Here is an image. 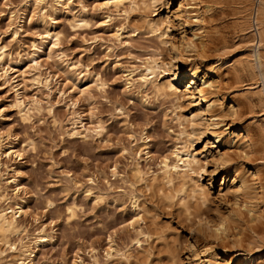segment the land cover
Wrapping results in <instances>:
<instances>
[{
    "label": "rangeland",
    "instance_id": "obj_1",
    "mask_svg": "<svg viewBox=\"0 0 264 264\" xmlns=\"http://www.w3.org/2000/svg\"><path fill=\"white\" fill-rule=\"evenodd\" d=\"M55 1L0 0V209H25L16 231L0 232V264H200L206 240L220 264L264 253V103L254 29L260 0H199L201 11L190 14L205 17L203 51L200 38L191 44L198 50L186 48L190 40L180 46L182 33L191 35L180 4L192 8L193 0L139 1L128 12L105 8V0ZM174 44L187 66L220 76L229 112L219 127L253 134L254 143L230 150L224 166L212 138L188 136L204 117L192 120L199 101L185 93V78L173 93L140 81L152 58L167 68ZM164 68L158 81L168 77ZM181 146L201 157L193 177L204 197L162 179V158ZM231 165L246 176L260 170L248 177L258 181L260 199L228 189L224 167ZM251 204L263 217L255 233ZM196 206L230 213L227 245L198 233ZM199 235L203 242L191 248ZM255 236H263L256 246Z\"/></svg>",
    "mask_w": 264,
    "mask_h": 264
},
{
    "label": "bare ground",
    "instance_id": "obj_2",
    "mask_svg": "<svg viewBox=\"0 0 264 264\" xmlns=\"http://www.w3.org/2000/svg\"><path fill=\"white\" fill-rule=\"evenodd\" d=\"M45 1L46 0H38L39 3H43ZM56 1L62 2V0H56ZM64 1L65 0H63V2ZM139 1H141L143 4H146L147 1H149V3L151 2V0H105L102 3V6H104L105 8H108V9H111V7H115L117 9L122 8L124 11L128 12L129 9H133L134 7H136V5ZM193 1H195V2H194V5H191L192 8L189 6L190 2L180 4V8H184L185 13H187L184 15V16H186V17H184L186 24H187V26H189V28H191V35L188 36L187 34L182 33V36L180 39L181 40L180 46L182 48L185 45V41L190 40V43H189L190 45L186 41V43L188 44V46L186 48H189V47L194 48L195 47V49H197L195 44L194 45H191V44H193L195 42V40L200 38V40H199L200 49L203 51L205 49V46L207 43V39L202 38V36L205 37V33H206V30H205L206 27L203 24V21L205 22V17L203 20L204 15L202 14V12H200L201 11L200 7H198L199 0H193ZM253 4H255V3H252V5ZM139 7H140V5H139ZM196 7H197V10L199 9L200 11H197L196 13H194L195 15H191L190 9H194ZM252 10H254V9H252ZM193 11H195V9ZM180 17H183V16L180 15ZM255 19H256V23H255L254 29H256L257 35H258L257 44H256L257 47L255 49V62H256L255 64L258 67V70H259L260 76H261V82H260L261 89L260 90H261L262 94H261L260 100H261V102L264 103V0H260V7L256 10ZM252 25H253L252 22H250L249 26H252ZM150 26H151L152 30L158 29V23L157 22H151L150 21ZM196 26L198 28H195ZM207 35H208V32H207ZM187 36H188V38H187ZM199 42H197V43H199ZM171 50H173V52H171V58H170L171 61L167 63V68H164V64L162 62L158 61L155 58H152L146 62V65L144 67L146 72H143L140 74V81H142L143 84H151V86L157 92H161L164 90H170L173 93V92H177V90H178V87L175 83L179 82L180 79L185 78V81H186L185 82L186 83L185 93H188L192 97L195 96V98L199 101L196 104L194 110L191 111L193 113L192 120H195L198 117H204L203 118L204 122H203L202 126L196 127V125H200V124L194 125L193 130L190 133H188V136H190V135L194 136L197 134L198 131H201V132H203V134H206L207 137L209 136L210 138H212V145H214L215 147L218 148V155H219V158L223 164V163L227 162L226 160L228 158V153L230 150L234 151V149H238V152H239V150L240 151L243 150L244 147L250 146V144L253 142V138H252L253 134H252L250 128H247V127H243V128H238V127L235 128L234 127L233 129H229L230 127L227 126L226 122H225L226 124L223 123L224 125H226L225 129H221L219 127V125H218L219 122H224V119L228 115V112H229V111L228 112L226 111V108L224 107L223 100H221L223 93H221L219 91L220 88H218V82L220 80V76L215 77L212 74L210 75L208 72L209 70H207V71L202 70L200 67H197V66H193V65L187 66L182 61V60H184V59H182L183 53L179 51V47L175 46V44L172 45ZM205 50H207V49H205ZM169 51H170V49H169ZM250 66H252V65H250ZM159 68H164L163 69L164 72L168 75V77L166 78V81H158L157 80V74L156 73H157V70H159ZM251 74H252V72H251ZM188 94H187V97H189ZM234 112L235 111H233V113ZM192 120L190 119V121H192ZM261 131L264 134L263 124L261 125ZM182 133L185 134L186 131H182ZM224 135L226 136L225 139H224ZM216 144H218V145H216ZM246 149H248V147ZM246 149L244 148V150H246ZM198 156L199 155L192 153L190 150L185 148V146L176 147L172 151L171 156L170 155L164 156L161 160L162 165L160 168L161 176H162L164 183L168 184V185H172L175 183L176 180H178V184L180 186L181 191L185 192V191H187V189L190 188V190L193 194H198L199 196L204 197L205 196V190H204L203 186L199 185L193 177V175L198 170L197 165L200 163V159H201V157L199 158ZM222 164H221V166H222ZM223 166H224V164H223ZM136 170L138 173H140V174L142 173V170L138 166L136 167ZM224 170H225L224 172L226 173V176L224 177V179H226V177H229L230 178L229 180L231 181V183L228 185V189L230 191H232L233 193H235V196H237L238 194L241 195L240 193H244V194L248 193L249 197H251L253 199L255 198L258 200L261 198V195H260L261 190L260 191L258 190L259 186L256 185L258 188L255 186V184H259L258 181L252 183V181H249V178H248L249 175L251 176L250 180L252 178L253 179L259 178L258 176L260 175V173H259L260 170L257 167L250 169V171H249L250 174H248V176H246L244 174L245 172H239L237 166H235V165L234 166H232V165L227 166L226 168L224 167ZM156 175L157 174H155V176ZM14 181H16V180H14ZM21 188H22L21 185L16 187V189H15L16 194L20 192ZM248 194H246V195H248ZM136 203H137V199L135 198L134 204L136 205ZM16 205H17V207L12 208L11 206H8V207L0 209V232L16 231L17 223H18L17 217H20V215L22 213L25 214V209L23 208V206L18 205V203H16ZM246 205L244 204L243 206L247 207ZM255 207H257V206L255 205L253 208V205H252V207L247 208L248 212H249V214L247 212V214L249 215V221L253 224L254 223L257 224V221L258 222L261 221L260 218L262 217L260 210L256 209ZM210 209L202 208L199 206L195 207L193 215H194V217L195 216L198 217L196 222H195L198 233H200V232H204V234L206 233V236L204 235L205 239H208L207 236H209V238L210 237L214 238V240L215 239H217V240L221 239L220 242L222 241L221 243H223L225 241L226 245H227L229 238L227 239V241H226V238L231 234V233H229L231 227L229 226L228 222L227 223L225 222L226 221L225 218H227V215H229L230 213L229 214L226 213L227 215L225 217L224 216L222 217L220 215L221 213L219 212V209L218 210L216 209L215 211H211ZM242 211H244V210L242 209ZM218 212H219L220 217H219V219L218 218L216 219L214 216L217 215ZM10 213H12V214L9 215ZM202 214H204V215L202 216ZM239 214H241V212ZM235 218H234V221H235ZM229 219H230L229 222L231 223L233 221V219L230 218V215H229ZM229 219H227V221ZM255 224L252 227L253 230L251 229V231H253L254 233L256 231H259V229L257 230V228H259V227H257ZM226 225H228L230 227L229 230H226V228H228V226H226ZM259 225H260V223H259ZM250 226H252V224ZM261 227H263V226H261ZM256 235H259V234L256 233ZM251 236H253V235H251ZM204 238H203V236L199 235L195 239V242L194 241L189 242V246L194 249L196 247L195 245H197L199 242H203ZM262 238H263V236L262 237L260 236V238H257L255 236L254 241H253L254 243L253 242L252 243L256 246V244L258 242L262 241ZM223 239H224V241H223ZM137 241L139 242V240H137ZM206 241H204L205 245L203 244L204 245L203 247H204V252L208 253V254L204 255V258L201 257L203 259L200 260L199 263L200 264H220L221 262L217 260L218 254H217L216 249L215 250H212L213 248L210 249L211 245L209 246V243H207ZM231 242H232V240H231ZM262 242H264V241H262ZM252 243L250 242V244H252ZM12 247L15 250L17 249V247L15 245H13ZM212 247H213V245H212ZM257 248L260 249L261 247H257ZM209 249H210V251H209ZM253 249H254V246H253ZM259 251L260 252L257 255H253L251 253V251L250 252L248 251L247 254H243L242 257L239 258V262L237 264H261V261L264 257V253L261 252V250H259ZM31 254H32V252L29 253V255H31ZM31 260H32L31 263L34 264V258ZM25 263H26L25 261H20L18 264H25Z\"/></svg>",
    "mask_w": 264,
    "mask_h": 264
}]
</instances>
